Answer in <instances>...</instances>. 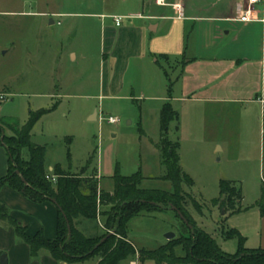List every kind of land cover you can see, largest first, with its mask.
Segmentation results:
<instances>
[{
	"label": "rangeland",
	"instance_id": "374dc122",
	"mask_svg": "<svg viewBox=\"0 0 264 264\" xmlns=\"http://www.w3.org/2000/svg\"><path fill=\"white\" fill-rule=\"evenodd\" d=\"M137 5V0H0V96H4L0 117H14L24 126L30 110L51 109L32 131V141L46 146L47 166L60 164L72 173L85 168V176L99 171L106 190L113 189L116 173L141 172L143 188L173 191L164 178L167 169L158 148L165 102L147 98L161 96L167 89L156 59L129 58L116 73L118 96L98 97L104 84L107 88L108 74L112 75L113 28L118 32L130 23L125 18L118 27L99 13H124L137 10ZM59 12L65 14L53 15ZM51 18L56 21L53 25ZM159 78L164 82L162 91ZM174 107L181 115L179 122L171 123L170 138L179 141L181 167L194 180L193 186L184 183L183 205L225 251L236 253L238 238L226 239L223 233L237 229L253 241L260 229L262 109L256 104L229 105L221 117L209 113L207 118L201 103L177 101ZM110 116L121 120L111 124ZM6 134L12 131L6 129ZM22 154L28 159V148ZM222 180L242 188L240 212L232 214L213 204L220 196ZM192 198L200 203L199 209ZM183 221L171 208L138 215L129 222V238L140 249L154 250L173 239L168 240L169 233L179 236ZM176 254L183 255V249L177 248ZM98 257L81 264H95ZM140 263L156 264L154 260Z\"/></svg>",
	"mask_w": 264,
	"mask_h": 264
},
{
	"label": "crops",
	"instance_id": "0c3cea01",
	"mask_svg": "<svg viewBox=\"0 0 264 264\" xmlns=\"http://www.w3.org/2000/svg\"><path fill=\"white\" fill-rule=\"evenodd\" d=\"M137 2V10L99 13L103 19L112 18L118 27L125 18H129L130 23L118 32L113 28L111 39L116 45L110 54L112 75L108 74L111 79L98 97H117L120 83L116 81V73L124 69L129 58L145 60L149 56L161 67L167 89L161 96L147 98L171 101L173 107L177 101L201 103L207 118L209 113L221 117L229 105L256 104L264 114V0L254 3L250 0H165L164 5H159L157 0ZM247 11L251 19L242 20ZM115 16L122 17L120 24ZM51 19L50 24H55ZM71 54L77 58L76 53ZM103 61H107L105 57ZM159 80L162 91L164 82ZM52 83L55 84L54 79ZM61 95L50 94L52 97ZM94 116L97 119V111ZM47 168L52 171L54 166ZM8 169V152L0 145V178L7 175ZM97 173L100 188L106 190L101 184L103 175ZM113 190L114 187L107 191ZM0 202L7 205L11 218L24 226L30 236L43 231L47 238H56L59 210L55 202L36 203L9 185L0 188ZM99 223L103 227L101 218ZM256 233L254 240L247 237L246 243L251 241L249 248H264V216ZM129 241L134 244L130 238ZM2 254L7 255V264L82 263L58 261L44 249L33 256L30 245L17 235L15 225L8 218H0V256ZM127 259L129 264H141L138 254ZM99 260L100 257L95 264Z\"/></svg>",
	"mask_w": 264,
	"mask_h": 264
},
{
	"label": "trees",
	"instance_id": "16d2710c",
	"mask_svg": "<svg viewBox=\"0 0 264 264\" xmlns=\"http://www.w3.org/2000/svg\"><path fill=\"white\" fill-rule=\"evenodd\" d=\"M171 90L169 79V93ZM49 111L51 109L30 110L24 126L14 117H0V145L6 147L9 156L8 173L0 178V188L9 185L36 203L53 201L59 210L57 236L49 239L43 231L30 236L24 226L11 218L7 205L0 202V218L11 220L17 235L30 245L33 256L44 249L56 260L67 263L99 256L98 264H119L138 254L140 261L154 260L156 264H264V248L247 247L246 237L232 229L224 232L223 236L226 239L237 237L238 250L236 253L225 251L184 207V183L193 186L194 180L181 167L179 141L170 138L171 123L180 119L171 101H167L161 111L158 148L167 169L164 178L172 183L173 191L143 188L141 172L130 176L116 173L112 176L114 190L110 192L100 188L97 172L85 176V168L81 173H72L60 164L50 171L46 166V146L32 141L36 123ZM6 129L11 130L12 135L6 134ZM25 148L29 150L28 159L22 154ZM68 154L70 157V151ZM220 187V196L214 199L213 204L231 210L232 214L240 212L242 188L227 180H222ZM192 201L199 209L200 203L194 198ZM171 206L181 210L188 221H183L179 236L154 250L136 248L128 238L130 220ZM258 206L261 216H264V180ZM104 238L106 240L102 242ZM177 248L183 249L184 254H176Z\"/></svg>",
	"mask_w": 264,
	"mask_h": 264
},
{
	"label": "built area",
	"instance_id": "2783aa9c",
	"mask_svg": "<svg viewBox=\"0 0 264 264\" xmlns=\"http://www.w3.org/2000/svg\"><path fill=\"white\" fill-rule=\"evenodd\" d=\"M251 1V3H254V2H257L258 0H250ZM157 3L159 4V5H164L165 4V0H157ZM115 19H116V21H117V23L118 24H120V22H121V20H122V17H120V16H115ZM241 19L242 20H250L251 19V16H250V14H249V11H247L242 17H241ZM0 98L1 99H4V96L3 95H1L0 96ZM105 117H102V119H104ZM120 118L119 117H117V116H110L109 118H108V121H109V123H111V124H118L119 122H120ZM53 180H55V178L53 177ZM112 232V231H111ZM0 264H1V259H0Z\"/></svg>",
	"mask_w": 264,
	"mask_h": 264
},
{
	"label": "water",
	"instance_id": "95a60500",
	"mask_svg": "<svg viewBox=\"0 0 264 264\" xmlns=\"http://www.w3.org/2000/svg\"><path fill=\"white\" fill-rule=\"evenodd\" d=\"M51 22H52V23L54 22L53 19H51ZM171 209L177 211V213L179 214V216H180V217H181L186 223L188 222V221L186 220L184 214L182 213V211L179 210L176 206H171ZM111 233H113V232H111ZM174 237H175V234H174V233H169V234L167 235V238H168V239H172V238H174ZM104 240H106V238H104V239L102 240V242H103ZM0 259H1V264H7V255H6V254H2V255L0 256Z\"/></svg>",
	"mask_w": 264,
	"mask_h": 264
}]
</instances>
